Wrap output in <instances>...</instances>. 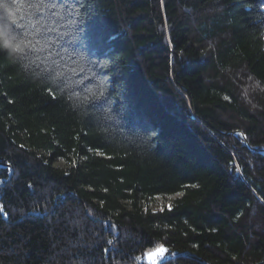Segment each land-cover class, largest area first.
I'll list each match as a JSON object with an SVG mask.
<instances>
[{"label":"trees","instance_id":"16d2710c","mask_svg":"<svg viewBox=\"0 0 264 264\" xmlns=\"http://www.w3.org/2000/svg\"><path fill=\"white\" fill-rule=\"evenodd\" d=\"M56 2L105 95L0 49V264H264V0Z\"/></svg>","mask_w":264,"mask_h":264},{"label":"snow or ice","instance_id":"6c2138e0","mask_svg":"<svg viewBox=\"0 0 264 264\" xmlns=\"http://www.w3.org/2000/svg\"><path fill=\"white\" fill-rule=\"evenodd\" d=\"M11 5L15 15L7 22L11 24L17 41L23 45L19 58L29 60L31 63L39 61L36 67L45 74V79L50 82L51 86L61 93L65 89L70 90L68 99L73 101L74 106H83L92 99L103 98L105 95L103 80H100L97 85L98 91L93 92L91 88L85 89L90 95H83L74 88V85L82 84L84 79H87L86 74L80 79L72 78V76L84 73L81 65L85 57L78 52L73 54L76 48L74 43L76 29L83 23L80 16L84 5L72 7L57 3L56 0H11ZM65 44L68 47H65ZM69 49L73 51L70 52ZM24 66L28 67V65ZM67 73H72V75ZM93 75L96 74L93 73ZM49 91L53 92V87H49ZM0 215L7 216L2 205H0ZM108 243L111 244L112 241ZM158 251L163 253L166 249L160 247Z\"/></svg>","mask_w":264,"mask_h":264},{"label":"clouds","instance_id":"9594fccd","mask_svg":"<svg viewBox=\"0 0 264 264\" xmlns=\"http://www.w3.org/2000/svg\"><path fill=\"white\" fill-rule=\"evenodd\" d=\"M13 6L8 0H0V49L6 51L10 58H18L23 49V45L17 41L12 31V26L7 21L14 18Z\"/></svg>","mask_w":264,"mask_h":264},{"label":"rangeland","instance_id":"374dc122","mask_svg":"<svg viewBox=\"0 0 264 264\" xmlns=\"http://www.w3.org/2000/svg\"><path fill=\"white\" fill-rule=\"evenodd\" d=\"M236 135H242V134H240L238 131L236 132ZM54 164L56 165V166H61V167H67L68 165H67V163H66V161L64 160V159H61V158H58V159H56L55 161H54ZM177 195H170V196H158V197H156L155 199H153V200H151L150 201V205H151V207H156L159 203L161 204V203H164L165 202V200H173L175 197H176ZM163 256H164V254L163 253H160L159 251H157V252H153V253H151V252H148L147 254H146V259L148 260V261H155L156 263L155 264H158L159 262H161V261H158L159 259H161V258H163Z\"/></svg>","mask_w":264,"mask_h":264},{"label":"water","instance_id":"95a60500","mask_svg":"<svg viewBox=\"0 0 264 264\" xmlns=\"http://www.w3.org/2000/svg\"><path fill=\"white\" fill-rule=\"evenodd\" d=\"M255 151H263L264 152V149H262V150H258V149H254Z\"/></svg>","mask_w":264,"mask_h":264},{"label":"bare ground","instance_id":"6f19581e","mask_svg":"<svg viewBox=\"0 0 264 264\" xmlns=\"http://www.w3.org/2000/svg\"><path fill=\"white\" fill-rule=\"evenodd\" d=\"M240 134L244 135L241 131H238Z\"/></svg>","mask_w":264,"mask_h":264}]
</instances>
